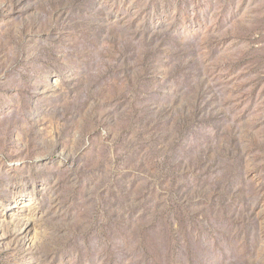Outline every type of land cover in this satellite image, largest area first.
<instances>
[{"label":"rangeland","instance_id":"1","mask_svg":"<svg viewBox=\"0 0 264 264\" xmlns=\"http://www.w3.org/2000/svg\"><path fill=\"white\" fill-rule=\"evenodd\" d=\"M0 264H264V0H0Z\"/></svg>","mask_w":264,"mask_h":264}]
</instances>
